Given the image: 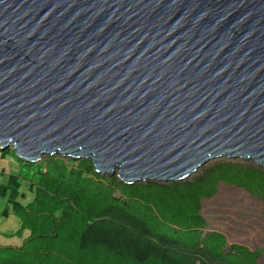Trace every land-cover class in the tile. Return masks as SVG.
I'll list each match as a JSON object with an SVG mask.
<instances>
[{
  "label": "water",
  "instance_id": "water-1",
  "mask_svg": "<svg viewBox=\"0 0 264 264\" xmlns=\"http://www.w3.org/2000/svg\"><path fill=\"white\" fill-rule=\"evenodd\" d=\"M0 147L126 184L264 170V0H0Z\"/></svg>",
  "mask_w": 264,
  "mask_h": 264
},
{
  "label": "trees",
  "instance_id": "trees-1",
  "mask_svg": "<svg viewBox=\"0 0 264 264\" xmlns=\"http://www.w3.org/2000/svg\"><path fill=\"white\" fill-rule=\"evenodd\" d=\"M220 182L264 206V170L235 159L181 181L126 184L89 159L31 163L0 147V217L18 222L2 233L0 264H258L261 251L205 229L201 202Z\"/></svg>",
  "mask_w": 264,
  "mask_h": 264
},
{
  "label": "rangeland",
  "instance_id": "rangeland-1",
  "mask_svg": "<svg viewBox=\"0 0 264 264\" xmlns=\"http://www.w3.org/2000/svg\"><path fill=\"white\" fill-rule=\"evenodd\" d=\"M61 158L65 161L69 160L66 156ZM235 160L255 165L251 161ZM205 165L200 167L188 178L199 175ZM2 176L5 177L6 174ZM4 204L5 199L0 197V211L4 207ZM263 207V202L258 197L250 194L243 188L220 182L216 194L212 197L202 199L200 214L206 221L205 229L220 231L225 235L228 244L238 243L249 249L261 251L257 262L258 264H264ZM17 226V219L13 215H9L6 219L0 217V243L7 242V237L2 233L11 231Z\"/></svg>",
  "mask_w": 264,
  "mask_h": 264
},
{
  "label": "bare ground",
  "instance_id": "bare-ground-1",
  "mask_svg": "<svg viewBox=\"0 0 264 264\" xmlns=\"http://www.w3.org/2000/svg\"><path fill=\"white\" fill-rule=\"evenodd\" d=\"M20 158H21V157H20ZM42 158H43V156H42L38 161H40ZM21 159H24V155H23V157H22ZM24 160H26V159H24ZM26 161H28V160H26ZM38 161H35V162H38ZM29 162H31V161H29ZM35 162L33 161V162H31V163H35Z\"/></svg>",
  "mask_w": 264,
  "mask_h": 264
}]
</instances>
